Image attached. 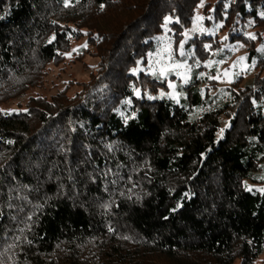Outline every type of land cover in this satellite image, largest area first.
<instances>
[{
    "label": "trees",
    "instance_id": "16d2710c",
    "mask_svg": "<svg viewBox=\"0 0 264 264\" xmlns=\"http://www.w3.org/2000/svg\"><path fill=\"white\" fill-rule=\"evenodd\" d=\"M201 1L0 0V102L40 85L71 37L100 60L74 94L0 110V264H256L264 74L213 86L203 62L240 41L246 72L264 68V0H209L198 33ZM163 30L190 67L177 98L138 80Z\"/></svg>",
    "mask_w": 264,
    "mask_h": 264
},
{
    "label": "rangeland",
    "instance_id": "374dc122",
    "mask_svg": "<svg viewBox=\"0 0 264 264\" xmlns=\"http://www.w3.org/2000/svg\"><path fill=\"white\" fill-rule=\"evenodd\" d=\"M209 0L201 1L196 8L194 20L192 21L190 28L195 29L198 33L203 30L202 21L205 17L210 16L209 12H206V6L209 5ZM209 7V6H208ZM212 7L210 8V10ZM221 23H215L214 27L217 29L221 26ZM188 28V27H187ZM172 30V28H171ZM185 30V29H184ZM183 30V31H184ZM186 31V30H185ZM192 33L190 30L188 31ZM184 33V32H183ZM189 34V33H188ZM228 35L225 30L222 35ZM157 40L154 47L150 49L143 60L144 64L140 66L143 74L139 75V82L146 85L147 93L169 96L173 98L178 97V83L186 84L190 76V67L186 62L180 61V55L183 52L182 42H179L181 37H178L176 33L168 32L163 30L160 34L156 35ZM222 39V38H221ZM222 41V40H221ZM207 49H210L211 56L216 53L217 48L212 49L209 45H205ZM219 48V47H218ZM248 48V45L241 44L240 41H235L232 45L233 55L230 59L223 61H213L206 59L203 64L206 73L209 72V78L212 84L221 86L227 85L234 80L233 74H241L245 78L249 77L251 73L257 71V73L264 74L263 69L250 70L248 74L246 72L248 61L245 60L240 54ZM240 55V56H239ZM242 57V58H241ZM99 56L96 55V48L89 46L86 41V35L79 36L77 38L71 37L69 42V48L65 52L64 56L57 63H49L47 66V74L44 77V81L38 86L29 87L22 95L12 98L7 101L0 102V110L2 112H18L26 109V100L32 96H45L49 97L51 93L57 89L71 85L69 87V93L74 94L80 90L82 84H87L90 80L91 72H94L99 65ZM214 67L213 72H211ZM211 69V70H210ZM209 70V71H208ZM144 73L159 75L162 79L163 84H153L147 82L148 77H144ZM170 75L172 77L170 78ZM150 87V89H148ZM258 171V177L263 181L257 183L258 186H264V162L261 164ZM256 264H264V244L262 251L254 258Z\"/></svg>",
    "mask_w": 264,
    "mask_h": 264
}]
</instances>
